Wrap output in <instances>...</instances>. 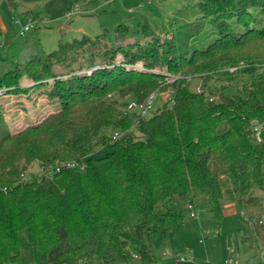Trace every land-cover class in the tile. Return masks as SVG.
<instances>
[{
    "label": "trees",
    "instance_id": "1",
    "mask_svg": "<svg viewBox=\"0 0 264 264\" xmlns=\"http://www.w3.org/2000/svg\"><path fill=\"white\" fill-rule=\"evenodd\" d=\"M120 27L134 40L61 38L0 71V264H166L153 235L173 236L185 219L175 196L192 206L206 196L219 220L228 202L243 221L264 216V0H198L162 26L170 38L148 22ZM246 75L220 98L191 89L196 76L238 85ZM38 90L59 107L13 128L2 97ZM154 91L161 103L145 116L111 97ZM35 161L61 166L26 181Z\"/></svg>",
    "mask_w": 264,
    "mask_h": 264
},
{
    "label": "rangeland",
    "instance_id": "2",
    "mask_svg": "<svg viewBox=\"0 0 264 264\" xmlns=\"http://www.w3.org/2000/svg\"><path fill=\"white\" fill-rule=\"evenodd\" d=\"M197 1L80 0L78 3L80 11L69 17L67 11L72 6L71 0H13L12 2L0 0V71L12 67L17 62H25L34 54L44 55L54 50L61 38L72 39L82 34L95 36L107 31L112 41L127 43L134 40L133 35L124 37L121 34L122 27L116 30L120 24L134 29L140 23L148 22L157 34L170 38L171 34L165 33L162 26L169 25L180 9ZM25 22L33 23L34 27L24 35H20L19 31ZM174 23L176 25L179 21ZM233 68L230 67L229 70L233 71ZM239 80L240 83L237 85L225 79L213 78L204 85L202 78L196 76L191 79V89L203 88L220 98L221 91L227 94L239 93L243 83L248 81V76H242ZM154 92L157 94L156 91ZM42 94V90H38L33 95L5 94L2 97L8 120L13 128H16V125L38 122L55 110L54 108L59 107L58 101L45 100ZM159 96L160 94H157L154 107L161 103ZM111 97L118 99L122 104L120 105L122 112L125 111L124 107L129 101L135 100L134 95L122 97L112 94ZM255 127L261 126L255 124ZM110 150V145L102 146L95 150L94 156H103ZM49 169L35 161L28 169L25 180L30 181L34 177L43 176ZM256 195L264 198L262 190L257 189ZM174 201L182 212L187 213L185 219L179 224L173 236H164L159 231L153 235V253L166 264H173L176 255L217 264H227L230 260L232 262L237 260L239 264H252L250 260L253 261V255L259 254L264 248V216L254 222L243 221L228 202L219 220L208 209L207 197L202 196L193 206L198 210L197 217H192L187 210L189 202L186 197L175 196ZM157 210L164 211L163 203L157 206ZM245 217H248L247 213ZM260 220L262 223L259 222ZM259 230L263 239L255 236ZM167 251H170L171 255H163ZM258 260L264 261L262 257Z\"/></svg>",
    "mask_w": 264,
    "mask_h": 264
},
{
    "label": "built area",
    "instance_id": "3",
    "mask_svg": "<svg viewBox=\"0 0 264 264\" xmlns=\"http://www.w3.org/2000/svg\"><path fill=\"white\" fill-rule=\"evenodd\" d=\"M79 11H80L79 4L78 3H73L72 6L70 7V9L67 11V16L72 17L73 15L78 13ZM32 27H34L33 23L25 22V24L22 26L21 30L19 31V34L20 35H24L27 31H30ZM234 69H235V67L233 68V70ZM197 91L198 92H203V88H198ZM155 99H156V93L152 92L148 96L146 101L139 102L137 100H131L125 105L124 113L135 114L137 116L138 115L145 116L152 109V106H153V104L155 102ZM210 99H212V98H210ZM256 129H258V128H256ZM257 134L259 136V133H257ZM118 136H120V133L119 132H115L114 135H113V138H116ZM75 164H76L75 161H71V162L67 163V166L72 167V166H75ZM60 166L61 165L59 164V165H57L55 167V169H53V168L51 169L50 168L45 175H51L54 172V170H59ZM188 207L190 209V215L192 217H197L198 210L194 209V207L191 204H188ZM259 222L262 223L261 220ZM164 255H171V252L170 251L164 252ZM199 264H206V263L202 262V263H199Z\"/></svg>",
    "mask_w": 264,
    "mask_h": 264
},
{
    "label": "crops",
    "instance_id": "4",
    "mask_svg": "<svg viewBox=\"0 0 264 264\" xmlns=\"http://www.w3.org/2000/svg\"><path fill=\"white\" fill-rule=\"evenodd\" d=\"M8 1V0H7ZM231 208H234L235 209V207L232 205V206H230ZM236 210V209H235ZM255 236L257 237V238H259V239H263V237H262V234H261V231L259 230V232L257 233V234H255ZM260 257H262L263 258V260H264V248L261 250V252L259 253V254H255V255H253V261H251L250 260V262H256L257 260H258V258H260ZM231 261V260H230ZM228 262L227 264H239L240 262H238L237 260L235 261V262ZM259 261V260H258Z\"/></svg>",
    "mask_w": 264,
    "mask_h": 264
},
{
    "label": "water",
    "instance_id": "5",
    "mask_svg": "<svg viewBox=\"0 0 264 264\" xmlns=\"http://www.w3.org/2000/svg\"><path fill=\"white\" fill-rule=\"evenodd\" d=\"M250 220H253V216L250 217Z\"/></svg>",
    "mask_w": 264,
    "mask_h": 264
}]
</instances>
